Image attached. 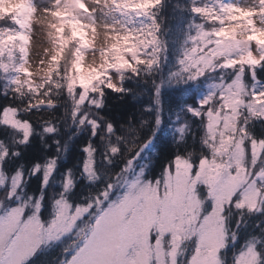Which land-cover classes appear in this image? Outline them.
<instances>
[{
	"label": "snow or ice",
	"instance_id": "6c2138e0",
	"mask_svg": "<svg viewBox=\"0 0 264 264\" xmlns=\"http://www.w3.org/2000/svg\"><path fill=\"white\" fill-rule=\"evenodd\" d=\"M13 2L15 12L0 14V124L20 134L14 142L21 146L40 135L47 151L45 136L58 133L61 121L41 113L70 103L77 134L91 132L82 149L89 181L98 179L92 140L114 133L115 125L99 113L107 91L131 93L127 80L156 72L167 60L173 26L182 36L179 67L156 83L158 108L166 85L220 74L198 106L186 108L202 134L193 133L187 146L188 126L178 123L174 135L184 143L158 176L148 175L151 160L142 156L157 127L118 173L80 201L72 199L69 169L51 197V213L46 189L60 157L32 166L31 176L41 174L42 181L39 193L29 192L23 162L10 178L6 171L9 156L19 158L21 149L0 140V264H30L56 245L58 264H228L222 252L247 226L244 216L264 215V0ZM34 16L49 42L33 53L42 65L38 81L29 63ZM33 110L41 129L28 118ZM161 123L157 117L156 126ZM52 143L66 153L60 140ZM109 149L105 159L112 162L121 148L110 143ZM232 264H264V235L251 236Z\"/></svg>",
	"mask_w": 264,
	"mask_h": 264
},
{
	"label": "trees",
	"instance_id": "16d2710c",
	"mask_svg": "<svg viewBox=\"0 0 264 264\" xmlns=\"http://www.w3.org/2000/svg\"><path fill=\"white\" fill-rule=\"evenodd\" d=\"M185 2L186 0H180V3ZM15 11L16 7L9 12ZM167 39L169 41L167 60L156 72L127 80L125 87L132 89L131 93L107 91L105 106L99 110V113L110 120L115 125V128L112 135L104 137V134L101 133L92 140L96 147L94 167L98 177L97 180L89 181L87 176L83 174L86 153L82 149L88 143L91 132L90 128H85L77 134L76 122L72 120L70 115V103H62L52 110V113H41L45 119L51 118L61 121L58 133L45 136L46 142L51 144L47 151L41 144L40 135H34L29 145L21 146L14 142L20 134L0 124V140L7 143L11 150L21 149L19 158L11 155L8 158L6 163L8 177L10 178L16 172L17 167L21 165V162H23L27 191L39 193L42 175L31 176L32 166L37 161L44 164L47 157L58 155L60 159L58 160L57 170L46 189V199H48L49 195L60 192L61 187H59L58 181L61 180L60 183L62 184L65 174L69 169H72L75 184L72 199L80 201L81 197L87 196L90 190L94 192L97 188L102 187L109 177L118 173L124 166V158H126L128 153L136 150L139 144L147 141L157 127L158 131L155 132V139L144 149L142 156L151 160L148 174L151 177L158 176L168 161L174 156L177 144L184 143V141L179 139L178 133L174 135L178 123L188 126L189 130L185 133L187 146L192 145L193 133H195L197 138L202 134L200 121L188 113L186 108L188 105L198 106L200 86H206L204 89H209L203 77L187 84L166 85L162 89V110L158 108L154 103L156 83L167 80L169 74L176 71L179 67L177 60L180 54L182 36L175 26H173V31L167 36ZM66 99V97H61V100ZM4 103V99L0 98V111H2ZM147 106H150L151 110L146 111L145 108ZM36 115L37 113L33 110L28 118L33 120L35 128L41 129V125L36 122ZM157 117L162 118V123L159 126L155 124ZM142 121H146V123H142ZM54 139L60 140L61 146L66 149V153L57 152V145L52 143ZM110 143H117V146L121 148V153L117 157H113L112 162L105 159L106 152L110 151ZM196 147L199 148L198 141ZM29 176H31L30 179H28ZM236 218L237 214L234 213L229 222L232 229H235ZM244 220L247 222V226L241 227L237 231L239 243L248 241L251 236L264 235L262 215H245ZM258 222L259 227H257ZM60 253V245L50 249L45 248L37 253L30 264H58Z\"/></svg>",
	"mask_w": 264,
	"mask_h": 264
},
{
	"label": "rangeland",
	"instance_id": "374dc122",
	"mask_svg": "<svg viewBox=\"0 0 264 264\" xmlns=\"http://www.w3.org/2000/svg\"><path fill=\"white\" fill-rule=\"evenodd\" d=\"M249 2H250V0H249ZM15 7H16V5L14 4L13 0H0V13L1 14L4 12H9L11 9H13ZM99 18L100 19H106V17H103L102 15ZM33 26H34V30L36 31L37 34L33 35L32 39L29 42L30 57H33L32 59H30L29 63L31 65L30 71L33 73V78L38 81L41 78L39 73H40V69H41L42 65L39 64V57H35L33 55V53H34V51L42 53L44 47H46L49 42L47 40L46 32L39 31L40 26L37 24L35 16L33 17ZM101 39L102 38L98 34L97 44L100 42ZM88 58L89 57L86 55V62H87ZM219 74L220 73L217 72L215 74H208V75L203 77L204 82H207L206 85H208L209 89H204V87H206V86H200L199 87L200 99H202L210 90H212L211 88L214 85V83L217 82V78H218ZM202 89H204V90H202ZM2 180H3V176L0 175V181H2ZM58 182H59V187H62V184L60 183L61 180ZM51 197H52V195H49L48 199H47V200H49L48 209H47L48 213L52 212ZM262 217L264 220V215H262ZM246 242H244V243L240 242L239 243L238 242V236H237L235 242L231 241V237L229 238L228 246L222 252V255L226 257L228 264H232V261L234 260L235 256L238 255L240 251L244 250V248L246 247Z\"/></svg>",
	"mask_w": 264,
	"mask_h": 264
}]
</instances>
